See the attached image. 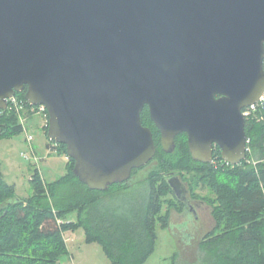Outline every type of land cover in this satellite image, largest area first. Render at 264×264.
Listing matches in <instances>:
<instances>
[{
    "label": "water",
    "instance_id": "obj_1",
    "mask_svg": "<svg viewBox=\"0 0 264 264\" xmlns=\"http://www.w3.org/2000/svg\"><path fill=\"white\" fill-rule=\"evenodd\" d=\"M24 92L91 190L131 178L185 134L191 158L247 156L264 92V0H0V110ZM188 211L187 189L163 174Z\"/></svg>",
    "mask_w": 264,
    "mask_h": 264
},
{
    "label": "trees",
    "instance_id": "obj_2",
    "mask_svg": "<svg viewBox=\"0 0 264 264\" xmlns=\"http://www.w3.org/2000/svg\"><path fill=\"white\" fill-rule=\"evenodd\" d=\"M14 97L29 106L24 92ZM141 121L151 128L157 148L149 163L157 160L161 173L172 169L179 175L181 171L194 172L198 176L195 185L214 194L215 225L199 244L204 264H264V122L245 121L247 156L239 165L230 166L222 161L217 148L211 163L194 161L184 134L176 138L173 152H163L160 134L146 109ZM46 131L47 122L45 135ZM22 132L15 112L0 114V140ZM49 142L57 154L66 156L65 146ZM67 159L66 174L52 183H46L34 170L30 180L33 193L21 199L4 180L0 164V264H58L68 254L63 234L78 229L84 230L88 244L98 243L103 248L110 264H145L155 251L156 229H168L171 211L182 208L163 174L152 173L138 198L110 205L106 196L125 183L105 191L91 190L73 175L74 162ZM137 171L133 170L131 177ZM74 213L77 221H67Z\"/></svg>",
    "mask_w": 264,
    "mask_h": 264
},
{
    "label": "rangeland",
    "instance_id": "obj_3",
    "mask_svg": "<svg viewBox=\"0 0 264 264\" xmlns=\"http://www.w3.org/2000/svg\"><path fill=\"white\" fill-rule=\"evenodd\" d=\"M20 114L26 131L9 139L0 140V164L4 180L7 184L14 186L16 197L21 199L27 198L33 193L30 180L34 170L38 169L46 183H52L63 177L66 174V157L65 155L57 154V152L51 150L53 148H48L47 146L54 147L41 128V120L47 122L46 114H32L27 109L22 110ZM28 117L30 119L26 122L25 120ZM147 126L149 125L147 124ZM27 136L32 137L30 145L33 149V154L30 152L26 141ZM25 156L28 159L24 158ZM33 156H35L37 162L33 160ZM158 167L159 163L157 160L148 163L126 181L122 187L112 189L105 200L110 199L109 204L112 205V203H123L122 199L138 198L144 194L146 182L151 174L155 172L161 173ZM175 172V169L162 170L161 174ZM176 176L185 185L187 197L197 203L202 202L204 217L197 224L196 230L179 231L174 226L178 222H183V220L174 216L171 218L174 214V211H171L169 222H171L173 228L156 229L157 242L155 251L145 264H204L205 256L200 252L199 244L202 237L213 230L215 225L211 204L214 194L203 185H195L196 181H198V176L194 172L181 171V175L176 174ZM116 197H119V199H115ZM74 215L76 220V214L74 213ZM75 235V245L71 247L74 261H71V257L68 254L61 257L58 264H110L103 248L98 243L86 244L84 242L83 230L78 229Z\"/></svg>",
    "mask_w": 264,
    "mask_h": 264
},
{
    "label": "built area",
    "instance_id": "obj_4",
    "mask_svg": "<svg viewBox=\"0 0 264 264\" xmlns=\"http://www.w3.org/2000/svg\"><path fill=\"white\" fill-rule=\"evenodd\" d=\"M25 109L30 111L32 114H44L45 113L44 107L39 106V107L34 108L30 105L25 107V106L21 105L19 103V101L16 100L15 97L8 100V106H7V109L5 111L15 112L17 114L18 118L20 119L21 125L23 126V122H22L23 120L21 121L20 112L22 110H25ZM5 111L0 110V114H2ZM242 115L245 118V121L255 120L256 122H264V92L255 105H252V106H250V107H248L242 111ZM31 140H32V137L27 136L26 141L29 145L30 152L33 154V149L30 145ZM248 142L249 141L247 140L246 144H248ZM247 151H248V149H247ZM24 158L28 159L26 156ZM33 160L36 161L35 156H33Z\"/></svg>",
    "mask_w": 264,
    "mask_h": 264
},
{
    "label": "flooded vegetation",
    "instance_id": "obj_5",
    "mask_svg": "<svg viewBox=\"0 0 264 264\" xmlns=\"http://www.w3.org/2000/svg\"><path fill=\"white\" fill-rule=\"evenodd\" d=\"M147 110V114H148V117H149V112H148V108L145 107L144 110ZM143 110V112H144ZM142 112V113H143ZM141 113V115H142ZM150 120V118H149ZM152 123V122H151ZM153 125V124H152ZM145 127H148V126H145ZM150 130L151 128L148 127ZM185 135V134H184ZM186 137V135H185ZM177 138V137H176ZM176 140V139H175ZM186 141H187V137H186ZM217 147H214L213 148V153H215V150H216ZM218 149V148H217ZM188 198V197H187ZM189 199V206H188V211H184V205L181 203L180 205L182 206L181 208V211L180 212H174V214L171 216V218L174 216L176 217L177 219H182L183 222H178L174 227L179 229V231H186L188 232L189 230H196L197 229V224L200 222V220L204 217L203 216V206H202V202L200 203H197L195 200L193 199ZM169 227L173 228L171 226V222L169 223ZM168 227V228H169ZM186 235V234H185ZM188 235V234H187ZM190 235V234H189ZM184 236V235H183Z\"/></svg>",
    "mask_w": 264,
    "mask_h": 264
},
{
    "label": "crops",
    "instance_id": "obj_6",
    "mask_svg": "<svg viewBox=\"0 0 264 264\" xmlns=\"http://www.w3.org/2000/svg\"><path fill=\"white\" fill-rule=\"evenodd\" d=\"M30 118L28 117L27 118V120H25L26 122L29 120ZM45 124H46V122H45V120H41V128H42V131L44 132V126H45ZM23 131H26V129L24 128V123H23ZM54 145V144H53ZM48 146V148H53V149H51V150H53V151H55L56 152V150L54 149V147L53 146H49V145H47ZM55 146V145H54ZM66 157V156H65ZM67 162H68V159H67V157H66V164H67ZM38 170V169H37ZM41 177H42V174H41ZM43 179V178H42ZM175 212V211H174ZM74 214H71V215H69L68 217H67V221H70V222H76L77 220H75L74 219ZM170 223V222H169ZM169 228H171V227H169ZM81 230H83V229H81ZM77 231V230H76ZM76 231H69V232H65L64 234H63V238H64V242H65V245H66V248H67V252H68V254H69V257H71V261L73 262L74 261V255L72 254V252H71V247L72 246H74L75 245V237H76ZM83 232H84V230H83ZM84 242L87 244V242H86V235H85V232H84ZM67 254V255H68ZM110 263V262H109ZM73 264V263H72Z\"/></svg>",
    "mask_w": 264,
    "mask_h": 264
}]
</instances>
